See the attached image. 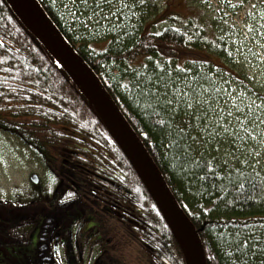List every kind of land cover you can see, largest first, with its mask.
I'll return each instance as SVG.
<instances>
[{
	"label": "trees",
	"instance_id": "16d2710c",
	"mask_svg": "<svg viewBox=\"0 0 264 264\" xmlns=\"http://www.w3.org/2000/svg\"><path fill=\"white\" fill-rule=\"evenodd\" d=\"M37 1L143 141L196 228L206 264H264V175L237 159V136L225 131L204 102L223 99L216 87L226 76L250 97L264 96V87L235 70L232 43L216 22L203 20L187 0H178L185 12L166 4L156 8L155 0ZM0 130L49 159L54 146L63 150L68 142L107 144L120 171L134 175L147 195L149 205L137 196L133 205L152 225L153 257L158 249L166 257L173 250L185 264L157 206L90 103L5 0H0Z\"/></svg>",
	"mask_w": 264,
	"mask_h": 264
},
{
	"label": "rangeland",
	"instance_id": "374dc122",
	"mask_svg": "<svg viewBox=\"0 0 264 264\" xmlns=\"http://www.w3.org/2000/svg\"><path fill=\"white\" fill-rule=\"evenodd\" d=\"M155 2L156 8H163L166 4L168 8L182 12L190 5L204 16L203 20H214L218 31L224 33L232 43L234 52L231 60L235 61V70L243 75L247 74L257 86L264 87V0H187L186 6L184 2L178 5V0ZM213 77L215 80H221L218 73H214ZM224 80L225 77L216 87L223 94V99L215 103L204 102L212 105V110L219 116L218 122L225 131L237 136L238 140L244 143H234L237 159L245 167H253L264 175V96L250 97L239 81H234L229 76H226L225 82ZM77 142L65 143L71 145L63 150L61 145L54 146L49 154L53 152L55 157L49 159L51 156L43 158L32 146H23L16 136L0 130V240H29L30 235L33 236L35 232L32 225L37 220L36 217L52 214L47 213L50 196L53 197L54 204L62 201L56 206L59 209L53 213L60 212L65 204H70L78 210L89 208V212L83 214L84 219L73 226L72 223L68 227L65 226L66 232L71 230L72 233L73 260L76 264H170L171 260L172 264H179L180 258L173 250L170 257H166L159 253L158 249L156 257H153L151 247L154 251V246L148 234L152 232V225L145 223L141 210L133 205L136 196L141 202L148 204L147 195L136 182L135 176L129 174L125 179L124 176L122 178L123 173L115 163L116 156L109 149L106 151L107 144L104 142L100 141L99 146L90 141L89 144L79 140ZM103 144L105 146H102ZM90 167L94 173L88 170ZM108 176H113L118 184H127L132 195L133 202L130 203L132 202L133 208L122 200L119 207L123 212L115 211L112 202L114 197L117 199V195L116 191H113L112 181L117 184ZM92 177L98 180L100 189L97 192L90 189L89 182ZM41 188L45 189L46 193H43V190L35 195V191ZM70 198L75 200L71 201ZM41 207L45 209L43 212H39ZM105 208L107 209L104 210ZM32 211H35L37 216ZM124 211L131 219L118 221L117 224L116 220L124 216ZM92 214L97 217L99 224H102L101 229L104 230L106 242L98 249L104 250L99 256L110 259L105 262H93V259L98 257L94 255L98 254L99 250L85 246L87 236L93 230L86 231L80 224ZM151 214L156 223V215ZM13 218L17 219V224ZM113 226L115 236L111 237L110 242L107 236L114 233ZM1 246L2 243L0 248Z\"/></svg>",
	"mask_w": 264,
	"mask_h": 264
},
{
	"label": "water",
	"instance_id": "95a60500",
	"mask_svg": "<svg viewBox=\"0 0 264 264\" xmlns=\"http://www.w3.org/2000/svg\"><path fill=\"white\" fill-rule=\"evenodd\" d=\"M22 25L38 40L80 91L102 122L105 131L136 172L149 193L185 264H206L203 244L193 223L183 212L155 161L126 120L100 78L71 47L37 0H5Z\"/></svg>",
	"mask_w": 264,
	"mask_h": 264
},
{
	"label": "flooded vegetation",
	"instance_id": "af4514ba",
	"mask_svg": "<svg viewBox=\"0 0 264 264\" xmlns=\"http://www.w3.org/2000/svg\"><path fill=\"white\" fill-rule=\"evenodd\" d=\"M96 172H99L95 166H92ZM91 170L92 173L93 170ZM124 179L127 177V174L122 172ZM110 180H114L113 176H108ZM106 182H109L107 179H103ZM128 180V178H127ZM117 185L114 184L112 181V186L114 187L113 191H116L117 199L114 197L112 205L116 209L115 211H121L120 205L121 201H126V204L133 208L132 202L130 203L132 199V195L128 193V186L124 182L121 184H118L117 181H115ZM61 184V183H60ZM90 189L92 192H97L98 189H100V186L98 185V180L94 177L91 178L90 182ZM58 194V193H57ZM102 195L107 196L102 193ZM47 197V196H46ZM50 203H48V210L47 213H52L50 216L47 215H39L37 216L35 211L34 215L37 216V220L34 222V225L32 227L34 228L35 232L34 235H30V239H21L19 241L16 240H5L1 241V251H0V264H71L68 260L71 258L73 260L74 257V242L71 238L72 233L71 230L65 229V226H69L72 223L75 224L79 220L84 219L83 217L84 213L89 212V208L80 209L72 207L70 204H65L64 208H61L60 212H56L59 208H56V206H59L60 203H53V197H50ZM126 198V199H124ZM55 199V198H54ZM71 201L75 200L73 198H70ZM70 199H67L70 201ZM73 199V200H72ZM106 203V202H105ZM118 206H117V205ZM39 212H43L45 209L41 207ZM105 208L104 210H106ZM69 215V217H67ZM131 218L126 216V213L124 211V216L120 219H117L116 222L118 224V221L123 220H130ZM16 224L18 223L16 218L12 219ZM133 220V219H132ZM116 222L114 224H116ZM85 223H87L85 225ZM102 224L100 225L97 217L95 215H90L88 219L80 224L81 228H84L86 231L93 230V232L87 236V242L85 244L86 247H90L93 249L99 250L100 245H104L106 242V238L104 237V230L101 229ZM65 231V232H64ZM113 232H114V226H113ZM112 236H115V232L111 233L108 237V240H112ZM114 241V237H113ZM104 250H99L98 254L94 255V257L98 256L97 258L93 259L97 262H105L107 260H110L108 258H103L102 256H99L101 252Z\"/></svg>",
	"mask_w": 264,
	"mask_h": 264
}]
</instances>
